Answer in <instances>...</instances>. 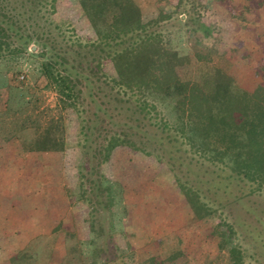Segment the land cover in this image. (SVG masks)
<instances>
[{
  "label": "trees",
  "instance_id": "1",
  "mask_svg": "<svg viewBox=\"0 0 264 264\" xmlns=\"http://www.w3.org/2000/svg\"><path fill=\"white\" fill-rule=\"evenodd\" d=\"M55 3L56 0H0V78L7 71L17 74L26 65L34 66V71L45 80L42 87L56 94L54 108L43 107L35 91L23 83L4 82L0 139L19 142L22 154L38 156L64 151L68 145L60 108L74 107L81 139L80 156L84 159L78 168L82 192L76 199L78 204L88 203V212L82 216L87 235L76 239L79 244L76 255L82 260L91 258L90 264L115 261L117 248L111 246L115 234L111 204L118 200L117 193L123 195L124 191L121 180L106 178L104 167L122 150L154 155L169 165L195 223L201 229L209 228L207 235L214 242L217 254L208 263L218 259L222 264L244 263L245 254L236 241L237 233L242 239L252 238L253 247L264 250L263 215L254 214L255 226L249 228L237 211L245 206L241 199L264 191V87L251 92L233 87L234 90L226 92L229 96L222 98L221 93L214 94L216 90H205L197 82L182 80L176 70L180 56L165 48L159 39L148 37L147 26L141 21L133 0L79 1L88 14L97 16V10L107 11L110 31L118 35L113 38L104 34L100 40H105L96 42L72 39L60 32L57 24L52 25L46 15L55 11ZM158 9L159 18L170 17ZM193 22L196 32L208 34L203 22ZM122 28L128 30L120 36ZM97 33L101 32L97 30ZM108 62L116 77L108 74L105 66ZM139 93L175 97L189 124V129L182 128L179 135L194 152L207 153L210 162L224 165L229 170L225 178L250 184L248 190L225 203L219 202L216 208L210 207L200 197L202 187L209 190V180L197 187L196 181L185 178L189 168L182 165H191L193 158L186 156L189 160L179 162L174 152L167 150L168 144L174 147L176 138L168 132L167 123L154 120L151 111L155 106L142 100ZM82 183L88 184L87 191ZM251 200L248 198L246 202ZM250 210L246 208L245 214ZM229 215L231 220L226 218ZM215 218L217 221L208 227ZM149 253L139 261L131 253L124 254L126 257L121 256V262L116 264H168L185 252L177 248Z\"/></svg>",
  "mask_w": 264,
  "mask_h": 264
},
{
  "label": "rangeland",
  "instance_id": "2",
  "mask_svg": "<svg viewBox=\"0 0 264 264\" xmlns=\"http://www.w3.org/2000/svg\"><path fill=\"white\" fill-rule=\"evenodd\" d=\"M79 1L56 0L55 11L46 16L72 39L96 42L104 34L114 38L107 11L99 9L97 16L88 14V9H82ZM133 3L147 26L148 37L159 39L165 48L180 56L176 70L182 80L197 82L205 90H216L214 94L221 93L222 98L228 97L226 92L234 88L251 92L256 87H264V0H133ZM158 8L170 17L159 18ZM193 21L203 22L208 34L196 32ZM96 28L101 33L98 34ZM127 30L122 28L119 35ZM105 66L108 74L116 77L110 62ZM34 70V66L26 65L22 73L7 71L4 78H0V109L7 83H23L27 89L35 91L41 106L54 108L56 94L42 87L45 80ZM138 96L155 106L151 111L154 120L167 123L168 132L176 138L174 147L168 144L167 150L174 152L179 162L193 158L191 165H182L189 168L185 178L196 181L197 187L209 180V190L202 187L200 197L210 207L216 208L219 202L225 203L248 190L250 184L225 178L229 170L224 165L210 162L207 153L194 152L179 135L182 128L189 129V124L187 126V117L182 115L175 97L148 93ZM60 109L68 145L64 151L44 152L38 156L22 154L19 142L0 139V264H90L91 258L82 260L76 255L79 247L76 239L87 235L82 216L88 212V203L78 204L76 199L82 192L78 168L84 160L80 156L78 120L74 107L63 109L61 106ZM125 169L127 172H121ZM173 173L165 160L154 155L129 154L126 150L116 152L112 162L104 167L106 178L121 180L124 191L123 195L117 193L118 200L111 204L115 230L111 246L117 248V255H114L115 261L108 264L121 262V256L126 257L124 254L128 253L139 261L148 257L149 251L169 252L177 248L182 249L184 255L168 264H210L208 262L216 256V246L207 235L209 228L201 229L195 223ZM22 178L24 182L18 185ZM82 188L87 191L89 186L85 183ZM16 191L22 194L20 199L14 195ZM83 195L88 196L86 192ZM248 198L252 200L246 202ZM240 203L245 206L237 208L239 218L249 223V228L255 226L254 214L264 217L261 210H264V191L247 196ZM248 207L251 210L245 214ZM41 208L48 212L43 219L23 216ZM53 214L57 216L52 220ZM226 218L231 220V216ZM216 221V218L210 220L208 227ZM237 235L236 241L245 254L243 264H264V250L254 248L252 238L242 239ZM212 264L222 263L218 259Z\"/></svg>",
  "mask_w": 264,
  "mask_h": 264
},
{
  "label": "crops",
  "instance_id": "3",
  "mask_svg": "<svg viewBox=\"0 0 264 264\" xmlns=\"http://www.w3.org/2000/svg\"><path fill=\"white\" fill-rule=\"evenodd\" d=\"M20 180V179H19ZM24 182V180H23V178L21 179V181H19L18 182V185L20 184V183H23ZM20 187V186H19ZM18 187V188H19ZM14 195L16 196V197H18L19 199L21 198V193H17V191L16 192H14ZM31 210V209H30ZM41 210V211H40ZM39 211H29V213H25L23 216H26V217H38L39 219L40 218H42L43 219V216L45 215V214H47L48 212H44L43 211V209L41 208ZM43 213V214H42ZM50 214H51V212H50ZM54 215V214H53ZM57 215L55 214L53 217H52V220L56 217ZM56 219V218H55ZM57 222H58V224L60 223V221H59V219H57Z\"/></svg>",
  "mask_w": 264,
  "mask_h": 264
},
{
  "label": "built area",
  "instance_id": "4",
  "mask_svg": "<svg viewBox=\"0 0 264 264\" xmlns=\"http://www.w3.org/2000/svg\"><path fill=\"white\" fill-rule=\"evenodd\" d=\"M23 76H20V78H22Z\"/></svg>",
  "mask_w": 264,
  "mask_h": 264
}]
</instances>
